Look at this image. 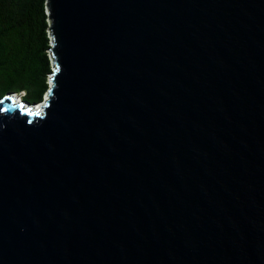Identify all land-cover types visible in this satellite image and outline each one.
<instances>
[{
  "label": "water",
  "instance_id": "obj_1",
  "mask_svg": "<svg viewBox=\"0 0 264 264\" xmlns=\"http://www.w3.org/2000/svg\"><path fill=\"white\" fill-rule=\"evenodd\" d=\"M50 86L0 98V264H264V0H46Z\"/></svg>",
  "mask_w": 264,
  "mask_h": 264
},
{
  "label": "trees",
  "instance_id": "obj_2",
  "mask_svg": "<svg viewBox=\"0 0 264 264\" xmlns=\"http://www.w3.org/2000/svg\"><path fill=\"white\" fill-rule=\"evenodd\" d=\"M51 73L46 0H0V98L40 104Z\"/></svg>",
  "mask_w": 264,
  "mask_h": 264
},
{
  "label": "rangeland",
  "instance_id": "obj_3",
  "mask_svg": "<svg viewBox=\"0 0 264 264\" xmlns=\"http://www.w3.org/2000/svg\"><path fill=\"white\" fill-rule=\"evenodd\" d=\"M16 98H19V103L22 102V99H21L22 97H21V96H17V95H16Z\"/></svg>",
  "mask_w": 264,
  "mask_h": 264
},
{
  "label": "clouds",
  "instance_id": "obj_4",
  "mask_svg": "<svg viewBox=\"0 0 264 264\" xmlns=\"http://www.w3.org/2000/svg\"><path fill=\"white\" fill-rule=\"evenodd\" d=\"M13 98H16V95H14ZM22 102H23V101H22ZM22 102H21V103H22Z\"/></svg>",
  "mask_w": 264,
  "mask_h": 264
}]
</instances>
